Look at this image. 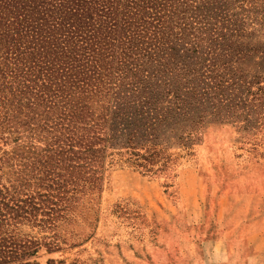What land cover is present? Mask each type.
Here are the masks:
<instances>
[{"label": "trees", "instance_id": "16d2710c", "mask_svg": "<svg viewBox=\"0 0 264 264\" xmlns=\"http://www.w3.org/2000/svg\"><path fill=\"white\" fill-rule=\"evenodd\" d=\"M262 28L264 0H0V264L57 248L46 239L106 169L173 163L163 119L264 127L259 75L231 65Z\"/></svg>", "mask_w": 264, "mask_h": 264}, {"label": "rangeland", "instance_id": "374dc122", "mask_svg": "<svg viewBox=\"0 0 264 264\" xmlns=\"http://www.w3.org/2000/svg\"><path fill=\"white\" fill-rule=\"evenodd\" d=\"M239 40L244 47L231 65L249 78L259 75L264 85V28ZM203 117L198 124L193 112L163 119L160 135L178 152L173 163L156 162L149 172L133 166L106 169L100 188L75 199L53 239H46L57 248L49 251L42 244L29 260L264 264V127L248 131L241 121ZM189 130L194 141L185 153L180 136ZM10 145L0 141V147ZM22 229L40 236L49 232L28 224Z\"/></svg>", "mask_w": 264, "mask_h": 264}]
</instances>
